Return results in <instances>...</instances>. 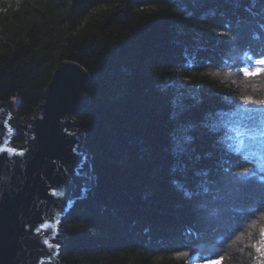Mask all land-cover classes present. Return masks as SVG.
Returning a JSON list of instances; mask_svg holds the SVG:
<instances>
[{"label":"trees","instance_id":"1","mask_svg":"<svg viewBox=\"0 0 264 264\" xmlns=\"http://www.w3.org/2000/svg\"><path fill=\"white\" fill-rule=\"evenodd\" d=\"M262 57L264 0H0V103L16 118L63 62L92 74L73 119L95 185L62 222V264H252L264 121H224L241 96L264 99V75L238 70Z\"/></svg>","mask_w":264,"mask_h":264},{"label":"water","instance_id":"2","mask_svg":"<svg viewBox=\"0 0 264 264\" xmlns=\"http://www.w3.org/2000/svg\"><path fill=\"white\" fill-rule=\"evenodd\" d=\"M91 77L79 64L63 62L27 119L0 103V264H62L56 240L62 222L95 185L73 119L89 104ZM13 137L23 142L11 145Z\"/></svg>","mask_w":264,"mask_h":264},{"label":"snow or ice","instance_id":"3","mask_svg":"<svg viewBox=\"0 0 264 264\" xmlns=\"http://www.w3.org/2000/svg\"><path fill=\"white\" fill-rule=\"evenodd\" d=\"M191 67V64H189ZM239 72L245 78H253L257 76L264 75V57L257 59L255 61V66H239ZM191 99L196 100L197 103L200 101L197 99L195 95L191 97ZM259 109L262 113H264V99H255L252 96H241L238 102V106L235 108L234 111L229 113L231 118L236 119L239 121H250L254 120V107ZM207 115H215V113L205 114ZM199 127L203 128L211 135H216V133L212 132L210 125H208L204 120H201ZM257 134L264 137V124L261 125L259 129H257ZM189 139H193L194 137H189ZM243 142L241 141V146ZM199 159V157H197ZM260 209L257 208L256 211ZM212 211H216L212 209ZM259 239L255 240L254 242L246 245L252 249L255 253V256L252 258V264H264V227H261L259 230ZM47 243V241H45ZM177 258L185 257L187 258L190 255L189 251H177L174 253ZM251 255V253H249ZM226 257L223 255H217L215 260L208 261L202 255L193 256L194 264H225Z\"/></svg>","mask_w":264,"mask_h":264},{"label":"rangeland","instance_id":"4","mask_svg":"<svg viewBox=\"0 0 264 264\" xmlns=\"http://www.w3.org/2000/svg\"><path fill=\"white\" fill-rule=\"evenodd\" d=\"M13 116L16 118V115H15V112H14V109H13ZM255 116V119H257L258 121H264L263 119H264V114L263 115H254ZM21 122H24V120H20ZM225 123H227V125L226 126H234V124H237L238 125V128H243V127H246V126H249L250 125V123L249 124H247L246 126H245V124L244 123H242V124H240V122H242V121H237L236 119H234V118H231L230 117V115L227 117V119L224 121ZM16 124V120H14V118H12V125H15ZM232 133L231 132H229L228 133V145H230V147H232L233 148V144H234V142H233V140H232V138H233V136L231 135ZM239 134V133H238ZM239 135H241V134H239ZM239 135H236V136H239ZM18 139V137H13V139H12V143H11V145H15V144H21V143H19L18 141H16ZM239 139H242V137L240 136L239 137ZM23 140V139H22ZM241 141L242 140H240L239 141V143H241ZM243 142V141H242ZM261 151H262V153H260V154H258L259 156H262V155H264V148L263 149H261ZM262 157H264V156H262ZM258 159H260L259 157H256L255 156V160H258ZM57 239L56 240H59V238H60V236H58V237H56ZM191 264H194V263H191Z\"/></svg>","mask_w":264,"mask_h":264}]
</instances>
